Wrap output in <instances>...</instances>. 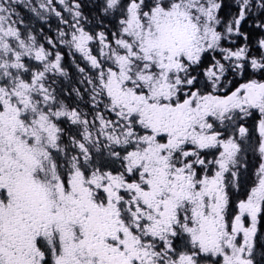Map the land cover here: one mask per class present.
<instances>
[{
  "label": "snow or ice",
  "instance_id": "6c2138e0",
  "mask_svg": "<svg viewBox=\"0 0 264 264\" xmlns=\"http://www.w3.org/2000/svg\"><path fill=\"white\" fill-rule=\"evenodd\" d=\"M58 5L0 0V264H264V0H102L99 32ZM22 6L68 31L46 48Z\"/></svg>",
  "mask_w": 264,
  "mask_h": 264
},
{
  "label": "flooded vegetation",
  "instance_id": "af4514ba",
  "mask_svg": "<svg viewBox=\"0 0 264 264\" xmlns=\"http://www.w3.org/2000/svg\"><path fill=\"white\" fill-rule=\"evenodd\" d=\"M40 0H31V4L33 6L38 5ZM87 2H95L100 3L101 0H82V3L85 6ZM71 3V0H69ZM54 4L58 6V10L63 8L62 5H58V0H54ZM94 8V7H93ZM28 9L31 10L30 7L22 6L18 8L20 15L24 17L26 24L28 25L30 31L33 34L37 35V38L40 43H43L46 48L51 49V46L47 43V39H52L55 41L54 35H56V41L59 40L58 33L59 31H68L67 26L60 22L59 18H57L54 14H45L43 16H36L35 13L29 12ZM67 11L63 12V15L66 19H71L70 15H67ZM84 14L88 17V22L85 24L86 30L99 32L104 30V27L113 28L115 23L111 18H105L102 15V12H99L97 15L98 20L96 23H93L89 18H92V11L87 10L86 6L84 7ZM96 18V16L94 17ZM260 23V22H259ZM258 24V23H257ZM247 28V27H246ZM114 30V28H113ZM246 32V29L244 30ZM262 32V31H261ZM258 32L256 34V42L255 44L249 42V46L251 47L253 53H258V44L257 41L261 38H264V34ZM244 41H242L241 46H243ZM62 49H59L57 44L55 46L54 51H59L63 57L62 63L69 71L72 81H77L81 79V74L77 70V65L80 67H86L87 62L81 57L79 53H76L74 49H70L67 45L59 44ZM219 59V58H217ZM231 79V76L229 77ZM259 78V77H255ZM240 80L239 77L236 78ZM65 84H68L70 81L65 80ZM242 82V81H241ZM78 86V85H77ZM259 156L256 152L249 150L246 154V164L247 167L242 168L239 177V189L234 192L233 199H244L246 194L251 189L250 186L253 187V179H256V171L259 166ZM252 183V184H251Z\"/></svg>",
  "mask_w": 264,
  "mask_h": 264
},
{
  "label": "trees",
  "instance_id": "16d2710c",
  "mask_svg": "<svg viewBox=\"0 0 264 264\" xmlns=\"http://www.w3.org/2000/svg\"><path fill=\"white\" fill-rule=\"evenodd\" d=\"M223 4H224V7L222 8L221 15L225 19H228L230 18L231 15H234L235 12L237 11V8L235 6V0H223ZM258 16H259V13L254 12V14L247 20L246 23L242 24V27H241V30L249 36V42L253 44H255L256 42V34L258 32H261V30L257 28V23H259L261 19H264V17L257 19ZM245 29H246V32L244 31ZM262 34H264V32ZM54 37L56 41V35H54ZM242 41L243 40L239 38L235 39L234 45L241 46ZM234 45L226 42L224 46L232 47ZM57 46L59 49H62V47L59 46L58 43H57ZM216 58H220L218 53L216 54Z\"/></svg>",
  "mask_w": 264,
  "mask_h": 264
},
{
  "label": "rangeland",
  "instance_id": "374dc122",
  "mask_svg": "<svg viewBox=\"0 0 264 264\" xmlns=\"http://www.w3.org/2000/svg\"><path fill=\"white\" fill-rule=\"evenodd\" d=\"M101 2H102V0H101ZM98 3H95V2H87V3H85V6H86V8H87V10H91L92 11V18H89L91 21H93V23H96V21L98 20V18H97V15H98V11H97V9H96V5H97ZM94 7V8H93ZM28 11L29 12H32L30 9H28ZM33 13V12H32ZM67 15H69V13L67 14ZM103 15V14H102ZM96 16V18H94ZM256 181H257V178L256 179H253V186L255 185V183H256ZM252 184V183H251ZM250 187H252V186H250Z\"/></svg>",
  "mask_w": 264,
  "mask_h": 264
}]
</instances>
